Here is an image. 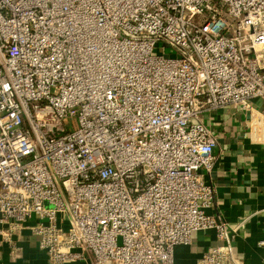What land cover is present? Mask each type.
<instances>
[{
    "label": "built area",
    "instance_id": "obj_1",
    "mask_svg": "<svg viewBox=\"0 0 264 264\" xmlns=\"http://www.w3.org/2000/svg\"><path fill=\"white\" fill-rule=\"evenodd\" d=\"M225 109L264 141V0H0V235L48 264H173L212 231L195 264H243L245 221L208 213Z\"/></svg>",
    "mask_w": 264,
    "mask_h": 264
},
{
    "label": "crops",
    "instance_id": "obj_2",
    "mask_svg": "<svg viewBox=\"0 0 264 264\" xmlns=\"http://www.w3.org/2000/svg\"><path fill=\"white\" fill-rule=\"evenodd\" d=\"M246 117L244 111L225 109L205 120L217 138L213 169L204 174L214 188L208 213L220 215L231 226L245 221L234 235L233 251L243 264H264V249L257 247L264 239V141H255ZM37 242L28 231L0 235V264H48ZM216 244L212 231L194 233L189 245L174 249L173 264H195Z\"/></svg>",
    "mask_w": 264,
    "mask_h": 264
},
{
    "label": "rangeland",
    "instance_id": "obj_3",
    "mask_svg": "<svg viewBox=\"0 0 264 264\" xmlns=\"http://www.w3.org/2000/svg\"><path fill=\"white\" fill-rule=\"evenodd\" d=\"M168 51V50H167ZM168 53V52H167Z\"/></svg>",
    "mask_w": 264,
    "mask_h": 264
}]
</instances>
